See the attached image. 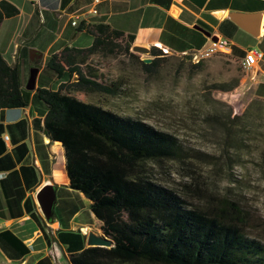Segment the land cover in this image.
<instances>
[{"label":"trees","instance_id":"16d2710c","mask_svg":"<svg viewBox=\"0 0 264 264\" xmlns=\"http://www.w3.org/2000/svg\"><path fill=\"white\" fill-rule=\"evenodd\" d=\"M16 13L11 3L0 0V20ZM76 30L90 35L89 45L63 46L48 54L44 67L57 80L62 73L66 78L54 89L36 86L34 94L45 109L42 133L59 143L68 185L88 200V209L99 221V235L110 246H84L68 253L67 263L264 264V244L245 234L243 215L233 200L219 196L195 204L189 200V193L196 192L193 183H182L186 192L178 193L153 176V168L164 160L202 159L197 149L183 146L142 119L74 96L73 92L116 96L118 84L100 80L87 59L113 47L117 38L124 39L127 50L132 39L104 23L79 22ZM148 55L149 62L138 61L144 70H151L163 56L154 46L148 47ZM179 57L190 64L188 55ZM235 84L236 80L220 88L230 90ZM23 105L16 66L0 57V109ZM215 117L207 118L223 132L222 143L230 153L224 161H238L242 152L254 148L255 161L264 164L263 98L250 97L239 114L229 116L227 111L222 120Z\"/></svg>","mask_w":264,"mask_h":264},{"label":"crops","instance_id":"0c3cea01","mask_svg":"<svg viewBox=\"0 0 264 264\" xmlns=\"http://www.w3.org/2000/svg\"><path fill=\"white\" fill-rule=\"evenodd\" d=\"M5 1L17 13L0 20V57L16 66L24 105L0 109V264H68L66 255L85 246L87 229L100 234L99 221L88 209L84 195L69 187L59 143L42 133L45 109L35 97L34 87H45L37 77L46 56L63 46L79 47L72 44L85 33L76 30L79 22L107 24L131 34V45L160 46L173 54L207 45L209 39L193 27L197 25L211 36L227 39L228 56L235 61L246 50H232L229 37L238 36L235 30L239 28L222 16L213 17L210 11L240 9L230 7L228 0ZM91 8L94 12L88 11ZM241 11H260L257 36L264 34V0ZM72 20L75 25L70 24ZM30 51L37 56H30ZM259 53L253 66L255 77L247 86L251 97L264 99V78L259 80L264 76V50ZM33 60L34 84L25 89V71ZM62 81L58 79L55 87ZM46 185L51 187L52 202L50 215L44 219L35 195Z\"/></svg>","mask_w":264,"mask_h":264},{"label":"rangeland","instance_id":"374dc122","mask_svg":"<svg viewBox=\"0 0 264 264\" xmlns=\"http://www.w3.org/2000/svg\"><path fill=\"white\" fill-rule=\"evenodd\" d=\"M256 3L257 0H228L230 7L240 9L233 11L239 12ZM235 31L238 36L229 37L232 50H264V34L253 37L240 29ZM90 40L89 34L80 33L72 44L86 47ZM124 42L123 38H117L113 47L95 51L87 59L100 80L118 84L119 93L116 96L73 94L118 114L142 119L172 134L183 146L197 149L202 159L164 160L161 168H153V176L178 193L182 192V183H193L196 192L189 193V200L195 204L214 201L219 196L233 200L243 215L245 234L264 244V164L255 161L254 148L242 152L238 161H224L230 153L224 149L223 132L207 118L214 114L216 119L222 120L227 111L229 116L239 114L251 97L247 85L252 80L242 79L245 73L230 56L216 54L196 62L189 60L190 64L182 63L179 54H167L157 60L151 70H144L138 61L149 57L148 53L133 51L130 47L124 50ZM193 63L197 64L193 66ZM65 78L62 73L59 80ZM234 80L233 88L221 90L220 87ZM37 81L54 89L57 79L43 66Z\"/></svg>","mask_w":264,"mask_h":264},{"label":"water","instance_id":"95a60500","mask_svg":"<svg viewBox=\"0 0 264 264\" xmlns=\"http://www.w3.org/2000/svg\"><path fill=\"white\" fill-rule=\"evenodd\" d=\"M210 14L215 17H224L228 19L231 23H233L236 27L244 31L245 33L256 37L259 32V26L261 21V12L260 11H254V12H239V11H223L222 9H216L210 11ZM195 29L200 31L203 35L208 37L209 40H213L214 36L209 35L208 31L202 29L201 27L197 25H193ZM130 49L133 51H137L140 53L147 54L148 48L141 46V45H131ZM30 56L34 55L37 56V54L34 53V51H30ZM142 62H149L150 57H143L141 58ZM36 72V67L30 66L28 68L27 77L24 83L25 89H31L34 84V76ZM35 200L37 203V206L44 217V219H47L50 215V205L52 202V192L50 186H44L42 187L35 195ZM84 245L85 246H100V247H109L110 242L105 239L103 236L98 235L91 230L87 229L85 231L84 236Z\"/></svg>","mask_w":264,"mask_h":264},{"label":"built area","instance_id":"2783aa9c","mask_svg":"<svg viewBox=\"0 0 264 264\" xmlns=\"http://www.w3.org/2000/svg\"><path fill=\"white\" fill-rule=\"evenodd\" d=\"M92 2L95 3L97 2V0H92ZM88 11L94 12V9L91 8ZM70 24L75 25L76 23L74 20H72L70 21ZM229 45L230 43L227 39L216 36L213 40H209L207 45L203 46L202 48L192 50L185 54L188 55L189 60L192 62H196L199 59H204L214 54L228 56ZM157 48L159 49L161 55L173 54L167 51V49L164 47L158 46ZM259 56V52H255L253 49H246L243 51L242 56L239 59L235 60L240 70L245 73L244 75L250 81L253 80V78L255 77V71L253 70V66ZM46 253L49 256L50 254L52 255L51 250H47Z\"/></svg>","mask_w":264,"mask_h":264},{"label":"bare ground","instance_id":"6f19581e","mask_svg":"<svg viewBox=\"0 0 264 264\" xmlns=\"http://www.w3.org/2000/svg\"><path fill=\"white\" fill-rule=\"evenodd\" d=\"M259 30H260V28H259Z\"/></svg>","mask_w":264,"mask_h":264}]
</instances>
